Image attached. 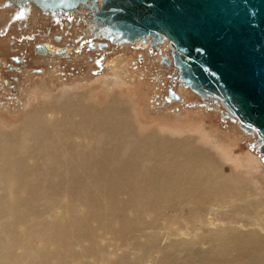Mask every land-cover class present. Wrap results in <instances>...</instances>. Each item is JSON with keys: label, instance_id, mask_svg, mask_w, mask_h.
<instances>
[{"label": "bare ground", "instance_id": "6f19581e", "mask_svg": "<svg viewBox=\"0 0 264 264\" xmlns=\"http://www.w3.org/2000/svg\"><path fill=\"white\" fill-rule=\"evenodd\" d=\"M9 1L52 13L36 0ZM78 7L86 8L79 2L71 12ZM91 29L107 32L94 28L92 17ZM116 36L108 41L129 42ZM67 103L29 112L14 137L0 132V264H264V238L256 232L233 238L219 227L183 237L185 228L195 231L205 221L197 215L200 195L221 185L217 173L196 171L206 165L204 155L183 142L184 155L173 145L133 142L116 106L100 111ZM50 111L60 116L50 119ZM165 154L171 158L161 171Z\"/></svg>", "mask_w": 264, "mask_h": 264}, {"label": "rangeland", "instance_id": "374dc122", "mask_svg": "<svg viewBox=\"0 0 264 264\" xmlns=\"http://www.w3.org/2000/svg\"><path fill=\"white\" fill-rule=\"evenodd\" d=\"M28 7L20 8L27 12V24L10 25L4 30L6 21L13 17L11 12L15 15L16 5L9 11L0 7V132L14 137L16 130H22L29 112L46 111L66 102L73 107L100 111L116 106L130 123L131 133L127 138L148 145L158 143L165 149L173 145L177 153L183 155L186 152L178 146L187 143L194 154L206 157L202 158L206 165L196 167L198 174L207 175L209 171L211 175H219L220 187L200 195L203 202L197 215L203 217L204 223L195 231L185 228L184 238L219 227L225 228L219 234L225 231L233 238H240L245 232V235L250 234V231L264 238V153L257 149L258 135L243 129L235 117L222 114L225 108L221 102L218 108L203 105L196 91L183 85L181 80L172 81L171 75L177 74L176 66L173 63L166 66L156 58L159 51L170 54L167 39L160 43L156 53H148V47L141 46L139 40L126 44L112 42L108 48L96 52L82 41L86 35H91L84 22L61 28L50 13L42 14L35 5ZM21 32L33 33V37L19 40L17 36ZM56 34H60L61 39L56 38ZM35 42L44 43L46 47L49 44L57 50L63 46L65 51L48 53V47L44 52L38 51L34 48ZM13 54L19 55L18 62L13 60ZM7 63L18 67L8 68ZM169 84L182 101L168 98ZM52 114L55 116L49 118L53 120L60 116L58 111L45 115ZM153 151H149L150 161L142 166L146 171L153 167L152 157L156 155ZM173 151L169 152L173 154ZM169 157L165 154L163 160L158 159V170L167 167ZM148 213L149 217L156 214ZM133 214L134 211L129 210V215Z\"/></svg>", "mask_w": 264, "mask_h": 264}, {"label": "water", "instance_id": "95a60500", "mask_svg": "<svg viewBox=\"0 0 264 264\" xmlns=\"http://www.w3.org/2000/svg\"><path fill=\"white\" fill-rule=\"evenodd\" d=\"M36 1L49 10L84 4L92 9L94 27H104L109 39L149 37L150 44L167 39L183 85L219 99L225 115L257 133V149L264 153V0ZM37 48L46 51L43 44ZM169 92L180 99L172 88Z\"/></svg>", "mask_w": 264, "mask_h": 264}, {"label": "flooded vegetation", "instance_id": "af4514ba", "mask_svg": "<svg viewBox=\"0 0 264 264\" xmlns=\"http://www.w3.org/2000/svg\"><path fill=\"white\" fill-rule=\"evenodd\" d=\"M5 2L6 1H4L2 4L0 3L2 5L0 7H4L3 4ZM12 4L13 3H11V1H9V3L8 4H5V6H11ZM22 7H24V6L23 5H20L18 7L19 9H17L15 11V14L18 15V16L20 15V16L23 17L24 12L20 9ZM86 8H88V7H86ZM86 8L78 7L73 12H71V10L65 11L63 9H61V12H58V10H49V11L52 12L50 14L53 15L52 17L55 18L57 22H59V26L61 28H64L63 26H66V25H69V24H72V23H81V22H84L88 26V30L90 31L91 35L90 34L86 35L82 39V41H85V45L88 48L96 49V52H99L100 50H104V49L108 48L110 46V44H111V42H109V41H111V40L109 38L105 37L104 35L99 34V33H98V35L95 32L93 33V31L91 29V17H92V20H93L92 9L88 8L89 10H91V13H90V12H88V10ZM40 12L42 14H46L43 11H40ZM53 21H54V19H53ZM19 34L20 35L17 37V39H19V40L24 39V38L33 37V33H30V32H29V34H28V32H26V33H19ZM55 37L58 38V39H61V35L60 34H56ZM149 39L150 38L148 37L144 41V42L147 41V43H144V42L140 41L141 42V46L148 47V49H149L148 50V53H154V52L156 53L158 51V49H159L160 43L150 44L149 43ZM116 41H118V40H116ZM101 42H106L107 44L106 45L99 46V43H101ZM129 42H133V41H129ZM72 43L68 42V44H70L71 46H72ZM161 43H163V41ZM34 44H35L34 45L35 50L41 51V50H39L37 48V44H43L45 46L46 50H47L46 44H44V43L35 42ZM47 45H48L49 49L52 52H55L57 50L56 48L50 47L49 44H47ZM73 46H74V43H73ZM61 48H64V47L62 46ZM74 48L77 49L78 47H75L74 46ZM49 49H48V53L50 52ZM42 52H44V51H42ZM164 54L167 55V58H162V55H164ZM170 54H171V51H170ZM170 54L168 52H161L160 53V51H159V54L156 56V58L158 59V61H160L161 63L165 64L166 66H170L173 63L172 62V56ZM11 56H12V58H13V60L15 62H18L20 60V57H19L18 54H13ZM166 59H170V62L169 63H166L165 62ZM7 65H8V68H11V69H14V68H17L18 67L17 65L14 66L11 63H7ZM171 76H172L171 77L172 78V81H174V82H177L176 81V78H177V80H180V79H178V74H174V75H171ZM170 88H172L171 84L168 85L167 96H168L169 99H174V98L171 97V93L169 92V89ZM172 89L176 92V90L174 88H172ZM201 99H202V102L201 103L203 105H206V106H209L211 102H213V101L215 102L217 100V99L214 100V98H212L210 96H207V97L201 96ZM204 101H208V103H203ZM193 103H197V101H193ZM212 104H214V103H212ZM211 107L218 108L216 104L215 105H211Z\"/></svg>", "mask_w": 264, "mask_h": 264}, {"label": "crops", "instance_id": "0c3cea01", "mask_svg": "<svg viewBox=\"0 0 264 264\" xmlns=\"http://www.w3.org/2000/svg\"><path fill=\"white\" fill-rule=\"evenodd\" d=\"M9 3V0H6V4H8ZM13 4L11 5V6H5V7H2L1 9H5V8H7V9H5V10H8L10 7H12V6H14V5H16V9H15V11L18 9V5L17 4H15L14 2H12ZM29 5H31V4H29ZM29 5H23L24 6V8H25V6L26 7H28ZM29 8V7H28ZM31 8V7H30ZM9 11V10H8ZM14 14V11H12L11 12V16H13V17H11L10 19H8L7 21H6V23H5V25L3 26V30L4 29H8L9 28V26L10 25H15V24H19V25H22V24H27L28 23V18H27V12L26 13H24L23 15V17H21V18H19V16L18 15H13ZM21 33H26V32H21ZM29 33V32H28ZM20 35V34H19ZM18 35V36H19ZM17 36V37H18ZM14 37H15V35H14ZM30 38V37H29Z\"/></svg>", "mask_w": 264, "mask_h": 264}]
</instances>
